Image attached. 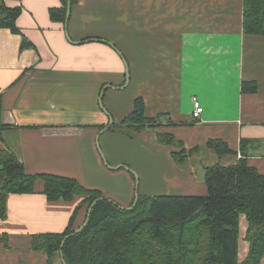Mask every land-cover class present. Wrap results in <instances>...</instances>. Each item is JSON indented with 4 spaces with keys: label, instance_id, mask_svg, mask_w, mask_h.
Returning a JSON list of instances; mask_svg holds the SVG:
<instances>
[{
    "label": "crops",
    "instance_id": "1",
    "mask_svg": "<svg viewBox=\"0 0 264 264\" xmlns=\"http://www.w3.org/2000/svg\"><path fill=\"white\" fill-rule=\"evenodd\" d=\"M243 1L74 0L66 28L61 0H4L21 13L20 34L0 29V152L26 175L74 180L124 208L136 180L106 164L136 174L143 197L202 196L204 169L242 158L264 175V35L244 32ZM107 86L123 88L104 91L105 113ZM136 99L157 129L118 128ZM209 141L232 153L218 156ZM182 150L192 153L178 164ZM43 190L37 179L34 193L7 196L0 264H63L59 252L33 250L32 239L64 232L78 208L72 229L81 227L89 204L48 201ZM238 221L242 263L248 224Z\"/></svg>",
    "mask_w": 264,
    "mask_h": 264
},
{
    "label": "trees",
    "instance_id": "2",
    "mask_svg": "<svg viewBox=\"0 0 264 264\" xmlns=\"http://www.w3.org/2000/svg\"><path fill=\"white\" fill-rule=\"evenodd\" d=\"M3 1L0 0V29L20 34L15 21L21 9H7ZM61 1L66 9V0ZM243 5L244 32L264 35V0H244ZM59 12L63 18L64 10ZM54 13L50 12L52 20ZM159 126L156 119L144 116L143 101L136 99L132 112L118 128L140 131ZM161 136L158 139L163 144L174 142L172 136ZM207 146L218 156L232 153L217 141H209ZM191 153L182 150L173 157L180 164ZM37 179L44 183L43 194L48 201L67 202L82 196L81 205L89 204L87 212L97 201L90 213L86 212L81 227L72 229L78 208L64 232L33 237V250L43 251L48 257L59 252L63 264H259L264 258V175L249 166L246 158L232 166L216 164L204 169L202 196H138L133 208L122 210L103 199L98 191L86 190L74 180L26 175L16 158L2 151L0 218L5 217L7 196L34 193ZM240 215L248 224L245 240L249 244L242 263L237 257ZM65 237L68 238L62 245Z\"/></svg>",
    "mask_w": 264,
    "mask_h": 264
},
{
    "label": "water",
    "instance_id": "3",
    "mask_svg": "<svg viewBox=\"0 0 264 264\" xmlns=\"http://www.w3.org/2000/svg\"><path fill=\"white\" fill-rule=\"evenodd\" d=\"M70 8H71V5H70V0H66V18H65V27L67 28V24H68V19H69V16H70ZM68 37V36H67ZM127 79H126V81H125V84H127V82H128V75H127V77H126ZM123 88V86L122 87H119V88H114V87H104L103 88V90H102V93H101V96H100V100H99V105H100V108L104 111V107H103V105H102V96H103V93H104V91L106 90V89H114V90H118V89H122ZM105 112V111H104ZM106 113V112H105ZM109 118V125L106 127V129L105 130H108V128L112 125V120H111V118L110 117H108ZM106 166L108 167V168H110V169H112V170H117V169H124V170H127L128 172H130L131 174H133V175H135L131 170H129L128 168H126V167H123V166H121V167H117V168H113V167H110V166H108L107 164H106ZM136 192H135V195H134V201H133V204L130 206V207H128V208H124V207H119L120 209H122V210H130L131 208H133L135 205H136V203H137V200H138V195H137V179H136ZM97 203V201H95V202H93L92 204H91V206L89 207V209H88V214L90 213V211H91V209H92V207L95 205ZM114 204V203H113ZM85 224H86V222L84 223V225L83 226H85ZM80 230V229H79ZM79 230L78 231H76L74 234H77L78 232H79ZM69 237V236H68ZM68 237H65V239L62 241V245H63V243H64V241L68 238ZM62 245H61V248H62ZM62 257V256H61Z\"/></svg>",
    "mask_w": 264,
    "mask_h": 264
},
{
    "label": "built area",
    "instance_id": "4",
    "mask_svg": "<svg viewBox=\"0 0 264 264\" xmlns=\"http://www.w3.org/2000/svg\"><path fill=\"white\" fill-rule=\"evenodd\" d=\"M202 113V108L196 100H193V112H192V117L194 119H198Z\"/></svg>",
    "mask_w": 264,
    "mask_h": 264
},
{
    "label": "rangeland",
    "instance_id": "5",
    "mask_svg": "<svg viewBox=\"0 0 264 264\" xmlns=\"http://www.w3.org/2000/svg\"><path fill=\"white\" fill-rule=\"evenodd\" d=\"M125 171L128 172L127 170H125ZM128 173H130V172H128ZM130 174H131V173H130ZM132 175H133V174H132ZM133 176H134L135 180L138 179V178H137L138 176H137L136 174L133 175ZM137 182H138V180H137ZM166 194H168V193H166ZM90 206H91V205H90ZM87 213H88V212H87Z\"/></svg>",
    "mask_w": 264,
    "mask_h": 264
}]
</instances>
